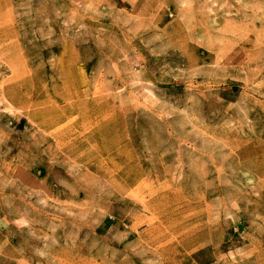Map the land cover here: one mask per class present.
Listing matches in <instances>:
<instances>
[{"label":"rangeland","instance_id":"obj_1","mask_svg":"<svg viewBox=\"0 0 264 264\" xmlns=\"http://www.w3.org/2000/svg\"><path fill=\"white\" fill-rule=\"evenodd\" d=\"M0 264H264V0H0Z\"/></svg>","mask_w":264,"mask_h":264}]
</instances>
